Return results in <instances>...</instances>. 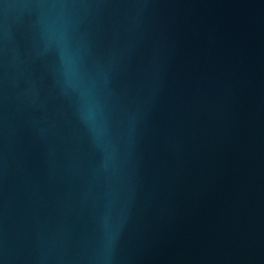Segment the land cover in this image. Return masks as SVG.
Returning <instances> with one entry per match:
<instances>
[{
  "label": "water",
  "instance_id": "95a60500",
  "mask_svg": "<svg viewBox=\"0 0 264 264\" xmlns=\"http://www.w3.org/2000/svg\"><path fill=\"white\" fill-rule=\"evenodd\" d=\"M0 264H264V0H0Z\"/></svg>",
  "mask_w": 264,
  "mask_h": 264
}]
</instances>
